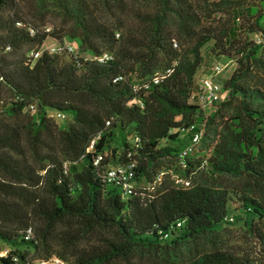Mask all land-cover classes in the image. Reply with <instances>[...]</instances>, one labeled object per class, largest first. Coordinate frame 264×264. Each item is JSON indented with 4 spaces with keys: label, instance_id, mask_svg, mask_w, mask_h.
<instances>
[{
    "label": "trees",
    "instance_id": "trees-1",
    "mask_svg": "<svg viewBox=\"0 0 264 264\" xmlns=\"http://www.w3.org/2000/svg\"><path fill=\"white\" fill-rule=\"evenodd\" d=\"M47 1L69 30L39 29L16 0H0V88L9 94L0 98V264L52 256L59 225L70 247L94 241L72 259L59 255L63 264L135 252L162 264H264V0H143L128 11L122 0ZM242 5L234 26L227 10ZM48 38L73 52L49 53ZM208 41L234 67L204 113L189 97ZM103 52L112 59L98 62ZM192 122L202 135L180 159ZM128 163L130 193L105 179ZM219 177L243 182L230 188ZM232 200L258 255L215 248L182 259L191 240L222 227Z\"/></svg>",
    "mask_w": 264,
    "mask_h": 264
},
{
    "label": "rangeland",
    "instance_id": "rangeland-1",
    "mask_svg": "<svg viewBox=\"0 0 264 264\" xmlns=\"http://www.w3.org/2000/svg\"><path fill=\"white\" fill-rule=\"evenodd\" d=\"M90 2H96V0H89ZM143 0H122L123 6L128 11L129 7L135 6L141 3ZM95 4L97 7L100 5L98 2ZM98 14L102 16H109V11L102 10L101 7L98 8ZM247 10L246 5H242L238 7L237 9H234L233 11L227 10L229 12H232L231 15H228V20L233 23L234 26L238 25V19L237 16H240V13ZM15 11L22 15L27 21L31 22L34 26L41 29L43 27L52 28V27H58L62 28L63 30H69L70 28V22L65 21L60 14L55 10V8L47 1V0H16V7ZM3 13H10V9H6ZM218 15V16H217ZM217 18L222 19L225 17L224 14H217ZM124 16V15H122ZM125 17V16H124ZM233 17V18H232ZM128 18V17H127ZM126 19V18H125ZM253 39L256 41L259 40V38L256 35H253ZM68 41V40H66ZM55 43V41L51 38H48L44 41L43 47L46 46H52ZM211 49V42H206L202 48H201V54H202V63L200 67L198 68L194 81L195 84L198 82V80L205 74H209L210 68L213 64H218L220 67V71L212 74L213 81H215L218 85H221V83L228 77L230 72L232 71L234 67V63L231 59L219 55H213L210 51ZM0 98L4 100L9 99L8 92L1 87L0 88ZM59 123V122H57ZM221 121L219 118H215L214 121L211 124V127H215L216 129L221 128ZM217 181L221 182L223 185H226L230 188L237 187L240 185L243 180L241 178H230V177H219ZM143 187L144 184H141ZM140 184L136 185L135 188L141 187ZM228 215L233 216L232 221H225L222 224V227L218 229V231L215 234H205L201 235L200 237L193 239L189 242V249L186 251H183L182 253V259H186L188 257L194 256L196 252L201 251H207L212 250L215 248L219 249H228L230 251L235 252L237 255L247 254L249 257L251 256H257L254 252V247H252V242L246 237V234L243 232V225L241 221V217L243 215L242 209L239 205V203L236 200H232L229 202V210ZM32 226V232L31 235L35 237V230L36 233L41 226L40 221H36ZM263 226V225H262ZM36 227V229L34 228ZM63 227L61 225L58 226V229H55L56 231V237L54 239L51 238V255L60 257L59 255L63 256V259H72L73 257V251L75 247L77 248H85L89 246L92 241L84 240L80 243H78L75 247H70L67 244L63 242L62 239H60L61 234L60 230H62ZM55 233V232H54ZM45 248V246H42V248ZM47 247V246H46ZM9 249V246L5 244H1V252L5 253ZM41 255H38V257H44V251L40 250ZM37 257V258H38ZM107 264H162L161 260L159 259V256H153L148 254H139V252H135L131 256H129L127 259H116L113 260Z\"/></svg>",
    "mask_w": 264,
    "mask_h": 264
},
{
    "label": "built area",
    "instance_id": "built-area-1",
    "mask_svg": "<svg viewBox=\"0 0 264 264\" xmlns=\"http://www.w3.org/2000/svg\"><path fill=\"white\" fill-rule=\"evenodd\" d=\"M48 30V29H46ZM175 46L176 43L173 42ZM49 53H72L73 45L69 42H55L52 46L43 47ZM41 50H37L31 53V56L35 59L39 56ZM112 59V56L109 52H103L99 57H97L98 62L106 63ZM170 70L167 69L168 73ZM220 71V67L218 64H213L210 68L209 74L202 76L196 85H194L191 93H190V101L194 102L199 106V108L205 113L209 108L213 107L220 99V85H218L215 81H213L212 74H215ZM160 78V75L156 73L153 77V81L156 83ZM122 76L119 75L115 77L113 80H120ZM58 115V114H57ZM202 123L192 122L189 125V138L188 141L184 144V146L179 151V158L183 159L188 155L195 145L198 143L201 135H202ZM101 159L100 155H97L94 159V163H98V160ZM133 163H128L126 165H116L107 169L105 172V179L108 182H120L122 184L123 189L130 193L132 192V185L130 182V177L132 175L131 168ZM224 221H232L233 216L225 215L223 217ZM180 223L177 222V225ZM31 229H27V233L31 234ZM166 235V234H165ZM35 264H63V261L57 256H50L47 258H41L36 261Z\"/></svg>",
    "mask_w": 264,
    "mask_h": 264
},
{
    "label": "crops",
    "instance_id": "crops-1",
    "mask_svg": "<svg viewBox=\"0 0 264 264\" xmlns=\"http://www.w3.org/2000/svg\"><path fill=\"white\" fill-rule=\"evenodd\" d=\"M206 75V74H205ZM205 75H203V76H205Z\"/></svg>",
    "mask_w": 264,
    "mask_h": 264
}]
</instances>
